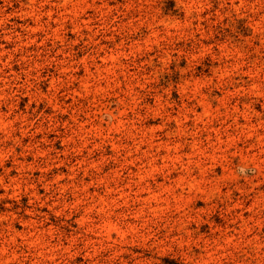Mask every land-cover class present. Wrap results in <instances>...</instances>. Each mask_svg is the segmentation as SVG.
Masks as SVG:
<instances>
[{
	"label": "rangeland",
	"instance_id": "374dc122",
	"mask_svg": "<svg viewBox=\"0 0 264 264\" xmlns=\"http://www.w3.org/2000/svg\"><path fill=\"white\" fill-rule=\"evenodd\" d=\"M0 264H264V0H0Z\"/></svg>",
	"mask_w": 264,
	"mask_h": 264
}]
</instances>
